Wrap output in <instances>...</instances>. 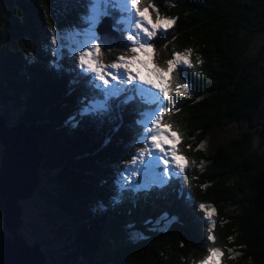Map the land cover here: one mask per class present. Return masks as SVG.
I'll use <instances>...</instances> for the list:
<instances>
[{"label": "trees", "instance_id": "obj_1", "mask_svg": "<svg viewBox=\"0 0 264 264\" xmlns=\"http://www.w3.org/2000/svg\"><path fill=\"white\" fill-rule=\"evenodd\" d=\"M88 3L0 0V120L6 128L25 124L43 154L39 184L19 204L22 211L32 204L45 227L34 228L30 242L21 216L18 234L40 245L44 264H199L213 246L226 264H264V0H142V8L151 3L162 16L178 17L154 42L168 56L191 48L193 66H180L190 95L173 92L161 121L182 135L178 155L188 166L163 187L139 191L125 173L138 149L151 148L137 121L157 105L125 92L106 114L82 112L99 90L88 83L91 73L81 74L77 49L70 54L64 42L70 28L88 27ZM109 12L121 38L113 48L102 42L103 61L130 42L116 23L122 13ZM128 95L134 99L120 103ZM216 131L228 135L209 149L204 142ZM118 178L133 187L117 201ZM201 202L215 209L214 244ZM9 234L0 207V248Z\"/></svg>", "mask_w": 264, "mask_h": 264}, {"label": "snow or ice", "instance_id": "obj_2", "mask_svg": "<svg viewBox=\"0 0 264 264\" xmlns=\"http://www.w3.org/2000/svg\"><path fill=\"white\" fill-rule=\"evenodd\" d=\"M110 8L118 9L122 13L116 23L123 26L119 30L121 33L127 31V39L133 42V46L130 48V52L133 55L130 57H125L124 55L118 56L116 62L105 65L99 61L100 45L91 43V41L100 39L95 32L96 25L102 17L110 14ZM149 8H152V11L156 14L155 21L151 17ZM82 19L88 27L83 32L72 31L68 33V36L82 49L79 53L81 74L93 73L94 75L87 77L88 83L93 89L99 90V98L94 96L93 100L85 106L82 112L94 115L106 114L111 110L110 101L112 98L119 97L125 92H134L140 95L145 103L156 104L157 107L155 109L142 112L141 119L137 121V124L143 126L141 140H150L151 148L145 143L143 148L138 149V155L133 157L131 163L136 164L137 161H140L144 167L142 169L138 167L135 170H130L131 175L128 179H131L132 175L143 172L145 182L135 185L133 190L139 191L151 187L153 184L163 187L168 183L165 177L170 175V169L165 167L162 173H157L155 169L159 166L160 161H163L164 165H169L170 162L174 164L175 167L171 169V173L176 174L184 173L189 163L186 157L178 155L177 144L181 141V134L177 131H171V135H167L165 129L170 131L172 126L170 124H161V119L165 114L162 106L165 101L173 102V92L177 95H190L189 84L177 83L175 88L171 85L176 69L179 66H193L191 59L193 50L191 48L185 49L183 52L173 50L171 58L166 61L167 67L161 68L152 63L154 45L151 41L158 32L173 28L178 17L162 16L159 9L151 3L147 7L141 8L140 0H89L88 14ZM64 35V33L60 34L61 40L64 39ZM81 36H83V40L79 39ZM56 39L57 37L54 35V42ZM92 49H94V53ZM70 54H76L75 48H70ZM196 62H201L198 57ZM141 65L146 74L140 72ZM108 69H124L125 71H117L114 73L113 71H108ZM132 72H135L136 75H132ZM106 77H110L111 80ZM117 80L125 83L137 81V83L133 89H126L119 84L113 85L111 83ZM98 81H102L103 83H99ZM154 89L157 91H153ZM133 99V95H128L120 103L127 104ZM157 112L159 113L158 115ZM153 116L155 117L154 119L152 118ZM165 145H169L170 147L166 149ZM199 147L203 148V143ZM151 149H158L159 152L154 154ZM146 154L151 156L152 159L145 161L144 156ZM169 156L171 157V161L168 158ZM126 171L129 170L126 169ZM126 187L133 186L127 185L122 179L118 178L117 194L115 197L117 201ZM199 208L204 212L207 221L210 222V226L207 229V238L214 244L216 237L212 233L215 227V221L212 218L215 214V209L213 206L203 202L199 203ZM138 235L137 233H133L134 237ZM229 251L232 250L229 249ZM222 258V250L213 246L208 249V254L199 264H222Z\"/></svg>", "mask_w": 264, "mask_h": 264}, {"label": "water", "instance_id": "obj_3", "mask_svg": "<svg viewBox=\"0 0 264 264\" xmlns=\"http://www.w3.org/2000/svg\"><path fill=\"white\" fill-rule=\"evenodd\" d=\"M97 30L105 47L113 48L119 45L120 38L114 40L113 36L115 35L108 31L107 25L102 27L100 24ZM5 126L6 124L1 119L0 137L3 138L6 132L9 145L7 144L8 147L4 146L3 148L4 158L0 166V207L4 211L10 234L2 239L0 264H44L46 255L40 245L31 246L17 232L18 226L22 223L19 198H29L34 194V190L40 181L38 164L43 154L36 146L37 139L28 131L25 124L21 123L10 128ZM23 126L31 135L30 141L27 136H21V139L17 137L23 134L21 131ZM17 153H21V155H16ZM20 158L23 160L20 161ZM33 167L36 170L35 174L31 170ZM23 192L25 193L22 194ZM14 217H16L15 220Z\"/></svg>", "mask_w": 264, "mask_h": 264}, {"label": "rangeland", "instance_id": "obj_4", "mask_svg": "<svg viewBox=\"0 0 264 264\" xmlns=\"http://www.w3.org/2000/svg\"><path fill=\"white\" fill-rule=\"evenodd\" d=\"M141 2H142V0H140V7L142 8V6H141ZM150 12V11H149ZM151 13V12H150ZM155 16H156V14L154 15V14H152L151 13V17H152V19H153V21H155ZM163 16H165V15H163ZM107 25H108V23H107ZM84 30V29H83ZM83 30H80L79 32H83ZM72 31H75V30H73V29H69L68 30V33H70V32H72ZM68 35V34H67ZM97 35V34H96ZM98 36V35H97ZM65 38L67 39V41L66 42H64V45H66V46H72V48H75V49H77V52H78V58H79V53H80V51L82 50L80 47H78L74 42H73V40L72 39H70L69 37H67V36H65ZM79 39L80 40H83L84 38H83V36H81V37H79ZM152 43H153V45H154V53H153V59H152V63L155 65V66H158V67H161V68H166L167 67V64H166V61L168 60V59H170L171 58V56H168V55H166L163 51H161V50H158L159 48L157 47L158 45L154 42V38L152 39V41H151ZM91 43H95V44H99L100 45V54H99V61L101 62V63H103V60H105L106 58H109L108 57V55H104L103 54V45H102V43H101V41L98 39V40H94V41H91ZM132 44V45H131ZM131 45V46H130ZM127 46H129V47H125V48H122L121 50H117L116 51V56H114V57H112L111 59H109L110 61H108L109 63H103V64H105V65H107V64H111L112 62H116L117 61V57L118 56H121V55H124L125 57H130L131 55H133L131 52H130V48L133 46V42L132 41H130V42H128L127 43ZM258 46V45H257ZM158 48V49H157ZM92 51H93V53H94V49H92ZM106 57V58H105ZM159 58H160V60H159ZM77 63V65L79 66V67H81L80 66V61H77L76 62ZM263 63H264V61H263ZM140 72L142 73V74H146V72H145V70H144V68H143V66L141 65L140 66ZM108 71H113L114 73H116L117 71H125L124 69H120V70H113V69H108ZM130 71V70H129ZM92 75H94L93 73H91ZM132 75H136V73L135 72H132ZM107 79H109V80H111V78L110 77H106ZM126 79H127V77H126ZM113 85L114 84H119L120 85V83H125V82H123V81H121L120 82V80H117V81H112L111 82ZM177 83H180V84H183V83H185L184 82V79H182L181 78V74H180V66L176 69V72H175V74H174V79H173V83H172V87L173 88H175V86H176V84ZM164 110V109H163ZM164 112H165V110H164ZM159 114V113H158ZM157 114V115H158ZM260 116L261 117H264V104H263V106H262V111H261V114H260ZM153 119L155 118L154 116L152 117ZM164 119V116L162 117V119H161V121ZM3 120V119H2ZM3 122L5 123V121L3 120ZM161 124H162V122H161ZM24 128L21 130L22 132H23V134H21L20 136H17L18 137V139H21V136L22 137H25V136H27V138L29 139V141H30V134L28 133V131L26 130V128H25V126H23ZM231 131H237V126H232V128L229 130V132H231ZM165 132H166V134L167 135H171V133L169 132V130H167V129H165ZM228 134H226V132H219V131H216V132H213V133H211L210 134V136L209 137H207V140H205V142H204V145L206 146V147H208L209 149H212V147L217 143V141H218V139H219V137H221V136H227ZM181 141H182V135H181ZM180 141V142H181ZM6 147V146H5ZM4 148V147H3ZM165 148L167 149V145H165ZM25 150V149H24ZM39 150V149H38ZM158 149H152V152L153 153H155L156 151H157ZM12 151H14L13 149H12ZM35 151H36V149H35ZM38 154V153H37ZM16 155H21V153H17ZM40 155V154H39ZM42 155V154H41ZM138 155V154H137ZM136 155V156H137ZM39 157V156H38ZM37 157V158H38ZM150 159H152V157L151 156H148L147 154L144 156V160L145 161H147V160H150ZM21 160H23V158H20V161ZM26 160V159H25ZM169 160L171 161V157L169 158ZM170 165L174 168L175 167V165L174 164H172L171 162L169 163V165H164L163 164V161H160V163H159V166L155 169L156 170V172L157 173H162L163 172V170H164V168L165 167H168L169 169H170V173H171V168H170ZM143 168L144 167V165L140 162V161H137V163L136 164H132V163H130V168H129V166H128V170L129 171H126V173H125V177L126 178H128L130 175H131V171L130 170H135V169H137V168ZM31 170H32V173H34L35 174V172H36V170H35V167H33V168H31ZM168 177V176H167ZM167 177H165V178H167ZM130 180H136V182L135 183H137V184H143L144 182H145V176H144V174H143V172H140V173H138V174H135V175H132V178L130 179ZM154 185V184H153ZM30 190V189H29ZM26 191H27V189H26ZM25 191V192H26ZM25 192H23L22 194H24ZM20 199H22L23 201H24V199L23 198H20ZM24 207H27V210L26 209H24L23 211H22V213H21V216H22V220H23V222H24V220H26L25 221V223H24V229L25 230H27V233H26V236H27V239L31 242L32 241V237L31 236H33L34 234V228H37V229H43L44 227H45V223L44 222H42V221H40L36 216H37V211H36V209H33L32 208V204L31 205H25ZM15 218L16 217H14V220H15ZM221 249V248H220ZM222 264H226L225 263V260H223L222 259Z\"/></svg>", "mask_w": 264, "mask_h": 264}, {"label": "clouds", "instance_id": "obj_5", "mask_svg": "<svg viewBox=\"0 0 264 264\" xmlns=\"http://www.w3.org/2000/svg\"><path fill=\"white\" fill-rule=\"evenodd\" d=\"M107 17H109V16H107ZM107 23H108V25H107ZM102 25V27H103V25L105 26V25H107V27H108V31H110V32H112L115 36H113L114 38H116V37H118V38H121L120 37V33L118 32V31H116L115 30V28H113L112 27V24L110 23V21H109V19H106V16H104V17H102L101 18V20H100V22L96 25V29H95V32H96V34L98 35V37L100 38L99 40L101 41V43H102V40H101V37H100V33H99V31L97 30V27H98V25ZM107 32V31H106ZM110 34V33H109ZM110 36V35H109ZM103 44V43H102ZM104 47V46H103ZM103 49V48H102ZM103 63H109L108 61H103ZM121 82V81H120ZM123 84H125V83H120V85L122 86ZM114 85H116V84H114ZM145 87H148V86H145ZM153 91H156L155 89L153 90Z\"/></svg>", "mask_w": 264, "mask_h": 264}]
</instances>
